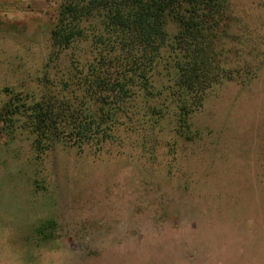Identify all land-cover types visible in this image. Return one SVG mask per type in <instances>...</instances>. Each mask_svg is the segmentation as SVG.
I'll return each instance as SVG.
<instances>
[{
  "label": "rangeland",
  "instance_id": "obj_1",
  "mask_svg": "<svg viewBox=\"0 0 264 264\" xmlns=\"http://www.w3.org/2000/svg\"><path fill=\"white\" fill-rule=\"evenodd\" d=\"M62 1L0 0V106L3 87L76 98L63 82L93 53L80 40L50 49ZM227 2L221 58L237 76L188 121L173 94L179 26L167 19L149 91L133 88L106 137L80 141L53 118L38 156L25 127L0 128V264H264V0Z\"/></svg>",
  "mask_w": 264,
  "mask_h": 264
},
{
  "label": "trees",
  "instance_id": "obj_2",
  "mask_svg": "<svg viewBox=\"0 0 264 264\" xmlns=\"http://www.w3.org/2000/svg\"><path fill=\"white\" fill-rule=\"evenodd\" d=\"M227 3L63 0L50 32V49L59 54L80 40L89 42L93 53L92 61L83 65L77 75L73 74L70 85L63 82L64 91L76 98L73 103L57 105L43 96L31 100V93L17 87H3L1 93L6 100L0 106L1 131L14 136L25 127L33 136L32 147L38 156L51 148V136L56 131L53 118L63 122V129L76 133L80 141L98 135L106 137L105 131H111L115 124V114L123 105L128 108L133 88L138 85L145 93L149 91L148 75L154 63L163 59L167 19L179 26L173 43V50L178 51L174 55L173 94L178 102L179 121L182 116L188 121L201 108L212 87L237 76L234 70L223 66L221 58L227 43L225 34L230 33L231 27ZM110 99L114 100L112 104ZM24 113V124L17 126ZM106 124V129L102 128Z\"/></svg>",
  "mask_w": 264,
  "mask_h": 264
}]
</instances>
